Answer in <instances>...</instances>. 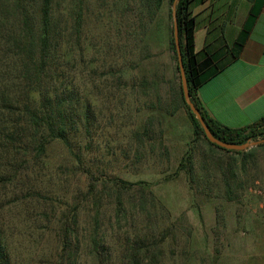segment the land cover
Returning <instances> with one entry per match:
<instances>
[{
	"label": "rangeland",
	"instance_id": "374dc122",
	"mask_svg": "<svg viewBox=\"0 0 264 264\" xmlns=\"http://www.w3.org/2000/svg\"><path fill=\"white\" fill-rule=\"evenodd\" d=\"M139 4L52 3L66 81L92 115L75 136L86 165L54 141L45 168H29L17 194L1 197L0 224L12 264H132L130 243L138 241L137 264H264V146L246 148L242 156L203 136L195 139L183 106L173 113L150 107L155 92L131 87V77L139 81L162 71L164 103L168 110L178 104L179 77L168 46L172 19L159 10L148 21L143 10L147 34L142 37ZM33 6L39 13L40 4ZM134 27L135 39L126 31ZM142 40L149 53L144 59ZM110 63L113 72L119 69L118 86L111 82ZM150 115L155 117L151 139L139 143L133 132L142 130ZM189 150L193 177L179 168ZM68 223L70 234L64 231Z\"/></svg>",
	"mask_w": 264,
	"mask_h": 264
},
{
	"label": "trees",
	"instance_id": "16d2710c",
	"mask_svg": "<svg viewBox=\"0 0 264 264\" xmlns=\"http://www.w3.org/2000/svg\"><path fill=\"white\" fill-rule=\"evenodd\" d=\"M166 1L170 5L168 16L172 19L168 46L173 52L179 77L175 97L178 104L173 101L171 109L168 110L167 104L164 103L165 99L160 93L161 84L165 80L162 71L151 73L150 77L143 75L139 81H134L131 77L128 82L132 88L139 85L143 94L155 92L156 104L150 101V107L156 105L157 108L173 113L179 105L183 106L192 124L194 138L203 136L209 144L225 149L206 138L199 121L184 100L173 37L171 5L174 0ZM53 2L54 0H0V199L4 195L17 194L18 184L21 180L23 185L22 177L28 176L29 168L36 172L45 168L47 148L54 141L64 143L75 156L76 163L86 165L84 150L75 140V136L82 121L83 126L88 127L87 120L92 115L90 106L83 104L82 97L72 87V83L66 81L64 69L59 61L62 33L56 22ZM163 2L165 0H139L138 27L142 37H146L147 24L142 21L141 12L146 10L148 21H152ZM189 2L190 0H177L175 18L191 100L216 138L229 143H244L263 138L264 115L246 126L232 128L213 119L199 100L197 88L203 81V76L194 49V23L190 16ZM38 3L39 13L37 9L33 10V5ZM126 31L127 35L134 39L138 34L136 27ZM142 44L144 59L149 53L147 42L142 40ZM2 66L12 68L2 70ZM109 68V73L113 76L111 82L118 86L122 81L119 69L113 72L112 63ZM153 118L155 117L152 115L148 116L145 127L133 132V138L139 143L151 139ZM259 145L264 146V142ZM225 150L242 156L247 155L244 150ZM193 162V154L189 150L179 163V168H184L190 177L194 176ZM87 171L89 169H85V172ZM120 182L125 184V181ZM226 191L228 194L231 192L228 181ZM64 231L67 234L72 231L69 223L64 227ZM91 243L93 247L98 244L94 236ZM130 246L131 263L137 264L142 246L140 241L131 242ZM146 248L149 252L148 246ZM154 256L155 253L150 254L151 259H154ZM11 260L8 240L0 224V264H12Z\"/></svg>",
	"mask_w": 264,
	"mask_h": 264
},
{
	"label": "crops",
	"instance_id": "0c3cea01",
	"mask_svg": "<svg viewBox=\"0 0 264 264\" xmlns=\"http://www.w3.org/2000/svg\"><path fill=\"white\" fill-rule=\"evenodd\" d=\"M167 3L159 10L169 11ZM188 7L203 76L199 100L222 125L252 123L264 115V0H190Z\"/></svg>",
	"mask_w": 264,
	"mask_h": 264
},
{
	"label": "water",
	"instance_id": "95a60500",
	"mask_svg": "<svg viewBox=\"0 0 264 264\" xmlns=\"http://www.w3.org/2000/svg\"><path fill=\"white\" fill-rule=\"evenodd\" d=\"M176 2L177 0H174L171 11H172V18H173V37H174V42H175V47H176V52H177V60H178V67L180 71V77H181V84H182V91H183V97L186 102V104L189 106L191 112L195 115L197 120L199 121L204 134L206 138L215 144H217L220 147H223L225 149H235V150H244L246 148H249L253 145H257L260 143L264 142V137L256 140H251V141H246L244 143H229L222 141L218 138H216L212 132L210 131L209 127L204 121L203 116L201 115L199 109L195 106L193 101L190 98L188 86H187V79L185 75V70H184V65H183V60H182V55H181V49H180V43H179V35H178V26L175 18V9H176Z\"/></svg>",
	"mask_w": 264,
	"mask_h": 264
}]
</instances>
